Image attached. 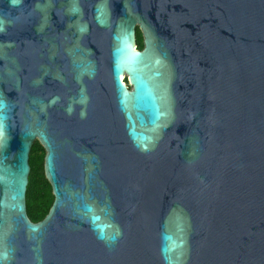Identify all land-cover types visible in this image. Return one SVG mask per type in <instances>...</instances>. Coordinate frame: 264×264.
<instances>
[{"label": "water", "instance_id": "obj_1", "mask_svg": "<svg viewBox=\"0 0 264 264\" xmlns=\"http://www.w3.org/2000/svg\"><path fill=\"white\" fill-rule=\"evenodd\" d=\"M0 264H264V0H0Z\"/></svg>", "mask_w": 264, "mask_h": 264}, {"label": "trees", "instance_id": "obj_2", "mask_svg": "<svg viewBox=\"0 0 264 264\" xmlns=\"http://www.w3.org/2000/svg\"><path fill=\"white\" fill-rule=\"evenodd\" d=\"M136 35L138 47L142 48L143 35L138 27ZM44 154V147L36 140L30 153L31 172L26 193L27 212L33 221L41 220L53 201L52 187L44 173Z\"/></svg>", "mask_w": 264, "mask_h": 264}, {"label": "flooded vegetation", "instance_id": "obj_3", "mask_svg": "<svg viewBox=\"0 0 264 264\" xmlns=\"http://www.w3.org/2000/svg\"><path fill=\"white\" fill-rule=\"evenodd\" d=\"M45 150V149H44ZM45 155V154H44ZM43 166H44V163H43ZM52 194H53V192H52ZM53 200H54V195H53ZM53 202V201H52Z\"/></svg>", "mask_w": 264, "mask_h": 264}]
</instances>
